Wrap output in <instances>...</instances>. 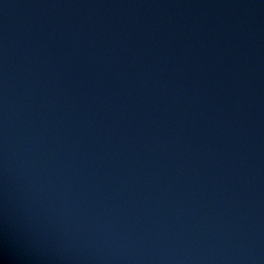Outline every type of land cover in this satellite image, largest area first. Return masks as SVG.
I'll use <instances>...</instances> for the list:
<instances>
[{
	"label": "water",
	"instance_id": "obj_1",
	"mask_svg": "<svg viewBox=\"0 0 264 264\" xmlns=\"http://www.w3.org/2000/svg\"><path fill=\"white\" fill-rule=\"evenodd\" d=\"M5 101L15 202L48 168L106 247L264 264V0H0Z\"/></svg>",
	"mask_w": 264,
	"mask_h": 264
},
{
	"label": "clouds",
	"instance_id": "obj_2",
	"mask_svg": "<svg viewBox=\"0 0 264 264\" xmlns=\"http://www.w3.org/2000/svg\"><path fill=\"white\" fill-rule=\"evenodd\" d=\"M6 108L5 101V128L0 136V264H164L187 259L106 247L105 241L114 232L89 225L74 213L61 216L60 209L54 208L58 201L65 208L71 205L66 203L67 190H60L62 182L54 185L55 172L48 168L31 177L32 187L20 195L19 203L15 202L10 196ZM50 210L55 211V219Z\"/></svg>",
	"mask_w": 264,
	"mask_h": 264
}]
</instances>
